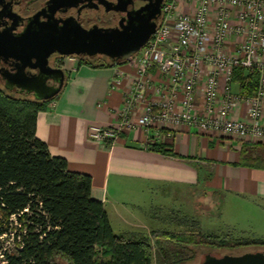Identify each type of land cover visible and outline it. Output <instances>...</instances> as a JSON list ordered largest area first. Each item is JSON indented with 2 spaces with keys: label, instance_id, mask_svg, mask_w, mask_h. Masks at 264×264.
I'll use <instances>...</instances> for the list:
<instances>
[{
  "label": "crops",
  "instance_id": "1",
  "mask_svg": "<svg viewBox=\"0 0 264 264\" xmlns=\"http://www.w3.org/2000/svg\"><path fill=\"white\" fill-rule=\"evenodd\" d=\"M234 47L233 39L228 49ZM62 68L67 81L39 112L36 134L52 155L67 159L71 170L91 175L92 197L104 203L116 233L151 237L154 231L193 229L195 204L203 209L213 195L223 207V218L232 208L235 224L250 223L264 237V164L248 163L242 157L243 143L256 151L264 149V141L204 132L194 125L170 129L157 124L127 130L113 146L95 142L88 137L90 125L119 122V111L137 76L136 63L130 59L94 67L81 63L79 57L67 56ZM117 71L123 72L122 83L113 86ZM147 79V99L156 101L160 97L157 89L167 88L168 80L156 67H151ZM200 88L197 101L202 112ZM232 89L240 93L237 82L233 81ZM181 96L179 91L178 98ZM131 111L136 121L140 105L133 104ZM232 115L252 122L245 101L237 103ZM197 223L204 229L201 219Z\"/></svg>",
  "mask_w": 264,
  "mask_h": 264
},
{
  "label": "trees",
  "instance_id": "2",
  "mask_svg": "<svg viewBox=\"0 0 264 264\" xmlns=\"http://www.w3.org/2000/svg\"><path fill=\"white\" fill-rule=\"evenodd\" d=\"M79 59L94 67L124 62ZM234 82L241 94L254 95L260 72L239 67ZM50 100L0 88V238H12L14 245L0 246V264H154L155 249L162 264H183L196 259L200 247L264 246V240L205 232L199 223L151 237L116 233L104 203L92 197L91 175L71 170L66 158L52 155L37 137L38 114ZM243 144V159L264 164V149Z\"/></svg>",
  "mask_w": 264,
  "mask_h": 264
},
{
  "label": "built area",
  "instance_id": "3",
  "mask_svg": "<svg viewBox=\"0 0 264 264\" xmlns=\"http://www.w3.org/2000/svg\"><path fill=\"white\" fill-rule=\"evenodd\" d=\"M233 39L231 51L228 45ZM132 60L137 76L119 111V122L90 125V139L113 146L123 132L137 126L162 124L172 129L186 124L226 137L264 141V0H165L160 26ZM151 67L168 80L167 88L157 89L160 97L156 101L146 96ZM239 67L260 72L256 94L233 92ZM122 76L117 71L113 86L122 83ZM199 88L202 112L197 101ZM239 101L247 103L252 122L233 117ZM136 103L140 112L135 121L131 107Z\"/></svg>",
  "mask_w": 264,
  "mask_h": 264
},
{
  "label": "flooded vegetation",
  "instance_id": "4",
  "mask_svg": "<svg viewBox=\"0 0 264 264\" xmlns=\"http://www.w3.org/2000/svg\"><path fill=\"white\" fill-rule=\"evenodd\" d=\"M164 4L165 0H0L2 88L14 96L35 98V90L19 87L15 81L20 77L42 78L56 86L57 81L49 77L52 72L57 76L59 73L52 69H63V56L56 51L48 56V64L44 65L43 49L59 47L67 32L75 34L77 30L107 33L154 23L156 32L163 19ZM40 39L45 42L37 41ZM75 56L113 61L104 54Z\"/></svg>",
  "mask_w": 264,
  "mask_h": 264
},
{
  "label": "water",
  "instance_id": "5",
  "mask_svg": "<svg viewBox=\"0 0 264 264\" xmlns=\"http://www.w3.org/2000/svg\"><path fill=\"white\" fill-rule=\"evenodd\" d=\"M155 32V24L148 23L143 27H135L128 31H82L77 30L74 33H66L65 40L60 41V46L52 49H43V62L44 65L48 64V56L56 51L61 56H75L81 54H104L113 59L114 62L125 61L134 57L149 40L151 35ZM25 41H29L26 37ZM27 39V40H26ZM35 39V38H34ZM35 41V40H32ZM45 42L44 39L37 40ZM17 44H19L17 42ZM16 47V43L13 45ZM13 50V49H12ZM18 50V49H17ZM59 74L50 75L49 78L57 81L58 85L53 86L48 83V80L42 78H19L21 81H15L19 87H27L35 90V98L38 100H50L57 96L61 91L66 74L61 68L52 69ZM27 85H30L29 87ZM200 264H264V253L248 252L240 255L226 254L221 256L207 255Z\"/></svg>",
  "mask_w": 264,
  "mask_h": 264
},
{
  "label": "rangeland",
  "instance_id": "6",
  "mask_svg": "<svg viewBox=\"0 0 264 264\" xmlns=\"http://www.w3.org/2000/svg\"><path fill=\"white\" fill-rule=\"evenodd\" d=\"M161 24V23H160ZM132 57L131 59H133ZM2 84H0V88H2ZM25 97V96H21ZM34 99L33 96L25 97ZM215 196L211 195L209 198L210 202H205L203 209H199L195 204L194 215L197 216L194 219V223H197V219H201L205 232H215L217 234H226L228 233L233 238H241V239H257L264 240V237L258 233L250 223H244L239 221L238 224L234 223L233 211L232 208L229 209L228 213H225L227 218H223V207L219 205V200L214 199ZM169 199V198H167ZM169 201V200H168ZM207 205V207H206ZM197 207V209H196ZM194 228V227H193ZM202 229V228H201ZM0 246H7L9 248H13V240L12 238H0ZM197 257L196 259L183 263V264H200L207 255L221 256L226 254L232 255H240L248 252H258L262 251L264 253V246H246L236 249H215V248H206L200 247L196 249ZM155 260L154 264H162V257L158 250L154 251Z\"/></svg>",
  "mask_w": 264,
  "mask_h": 264
}]
</instances>
